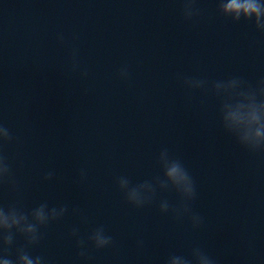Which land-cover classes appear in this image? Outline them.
<instances>
[{"label":"water","instance_id":"obj_1","mask_svg":"<svg viewBox=\"0 0 264 264\" xmlns=\"http://www.w3.org/2000/svg\"><path fill=\"white\" fill-rule=\"evenodd\" d=\"M224 2L0 0L12 264H264V138L224 119L264 104V27Z\"/></svg>","mask_w":264,"mask_h":264},{"label":"clouds","instance_id":"obj_2","mask_svg":"<svg viewBox=\"0 0 264 264\" xmlns=\"http://www.w3.org/2000/svg\"><path fill=\"white\" fill-rule=\"evenodd\" d=\"M222 12L231 15L234 20L241 16L245 19L252 18L257 28L264 27V19H262L264 18V0H225L222 4ZM224 119L230 127L243 126L246 128V137H250L256 143L261 142L264 138V122H262L264 121V104L256 105L249 102L246 106L237 107L228 112ZM4 135V131L0 129V137ZM2 172L3 169H0V173ZM166 176L173 184H183L186 188L189 187L185 174L177 165L170 166ZM130 197L134 198L135 192L131 193ZM34 219L37 223L45 222L46 218L42 208L35 211ZM22 220V217H17L14 213L0 211V232L8 233L10 229L22 223ZM23 231L31 239H35L33 225H28ZM92 239L97 248L108 243V239L100 232H97ZM10 243L11 235L4 236L3 239H0V249H7ZM0 264H12V261L7 258L5 253L0 252ZM18 264H39V258L33 260L26 254L20 255Z\"/></svg>","mask_w":264,"mask_h":264}]
</instances>
